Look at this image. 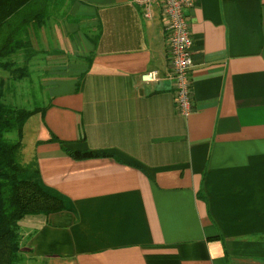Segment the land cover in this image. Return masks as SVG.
I'll return each mask as SVG.
<instances>
[{
	"label": "crops",
	"instance_id": "obj_1",
	"mask_svg": "<svg viewBox=\"0 0 264 264\" xmlns=\"http://www.w3.org/2000/svg\"><path fill=\"white\" fill-rule=\"evenodd\" d=\"M46 1L60 15L30 33L47 103L24 162L68 208L20 221L19 264H264V0L188 12V116L159 5Z\"/></svg>",
	"mask_w": 264,
	"mask_h": 264
},
{
	"label": "trees",
	"instance_id": "obj_2",
	"mask_svg": "<svg viewBox=\"0 0 264 264\" xmlns=\"http://www.w3.org/2000/svg\"><path fill=\"white\" fill-rule=\"evenodd\" d=\"M46 0H0V69L12 80L28 76V68L18 64L35 55L30 33L50 15ZM6 82L0 78V264L20 263L19 223L28 215H47L68 208L66 199L45 186L35 159H22V136L26 121L43 109H26L4 101ZM14 133V139L8 137ZM50 140L56 141L55 138ZM63 146L64 142H59ZM64 150L74 158L98 156L87 150Z\"/></svg>",
	"mask_w": 264,
	"mask_h": 264
},
{
	"label": "built area",
	"instance_id": "obj_3",
	"mask_svg": "<svg viewBox=\"0 0 264 264\" xmlns=\"http://www.w3.org/2000/svg\"><path fill=\"white\" fill-rule=\"evenodd\" d=\"M143 8L144 16L151 18L153 4L161 7L166 20L165 30L169 38L170 77L173 81L176 110L183 116L192 111L190 73L193 66V40L188 21V12L196 0H132ZM157 78L152 71L141 76L142 81L150 82Z\"/></svg>",
	"mask_w": 264,
	"mask_h": 264
},
{
	"label": "rangeland",
	"instance_id": "obj_4",
	"mask_svg": "<svg viewBox=\"0 0 264 264\" xmlns=\"http://www.w3.org/2000/svg\"><path fill=\"white\" fill-rule=\"evenodd\" d=\"M50 14L53 18H57L60 15V10L58 9V6H54L52 9H50ZM33 57L29 58L27 62H23V59L21 57H19V59L17 60L19 62L18 64L20 65H23L25 63L28 68V76H23L22 78H19L17 80H12V78H8L10 76L7 72H5L3 69H0V78H3L4 82H6V88L3 91V98L5 102L26 109H31L33 107H42L46 105L47 96L45 95L44 91L45 86H41L37 76V73L40 69L37 70L36 64H40V59L38 58L39 56L36 57V59ZM24 128L25 127H23L22 144L23 146L28 147L32 138V133L29 132L28 125L26 126L25 131ZM14 136V133L8 135L10 139H14ZM24 156L25 154L22 149L23 161L25 160ZM30 161H32V159Z\"/></svg>",
	"mask_w": 264,
	"mask_h": 264
}]
</instances>
